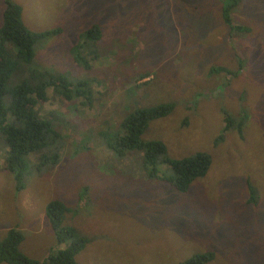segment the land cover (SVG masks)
<instances>
[{"label": "rangeland", "instance_id": "rangeland-1", "mask_svg": "<svg viewBox=\"0 0 264 264\" xmlns=\"http://www.w3.org/2000/svg\"><path fill=\"white\" fill-rule=\"evenodd\" d=\"M18 1L30 29L37 30L41 23L61 28L38 46L39 63L69 72L72 80L89 73L102 80L91 79L96 113L83 99L78 100L75 113L52 89L48 103L39 108L41 115L56 110L76 131L64 130L69 137L62 170L42 171L41 176L30 170L28 191L17 193L11 172L2 171L6 148L0 147V235L16 227L25 234L21 249L33 258H47L61 245L45 216V206L40 210L37 206L58 197L68 204L73 224L85 232L116 233V238L125 241L130 237L133 249L141 247L137 240H149L144 244L147 247L156 242L149 250L151 257L161 256L165 245L159 244L165 240L172 251L185 246L215 251L216 260L209 264H264V53L259 54L262 66L252 77L245 66L237 64L238 73L235 63L236 56L248 57L246 45L254 55L264 50V0H242L235 12L237 23H251L247 33L231 31L215 0L210 7L205 3L201 21L207 19L208 28L203 32L192 22L204 8L200 0H180L183 16L192 14L185 26L177 12L148 19L143 14L145 0ZM4 7L5 0H0V25ZM128 14L132 21L120 27L129 18L119 19V15ZM97 24L104 30L99 41L81 35ZM88 43L101 56L85 72L86 67L72 59V48L80 45L84 55L82 48ZM132 45L129 53L126 49ZM216 64L227 67L209 71ZM163 102L175 103L176 109L151 121L144 135L166 143L168 151L160 165H140L139 153L126 159L105 148L99 131L109 129L116 134L123 130L126 115ZM230 120L233 124L225 130ZM79 144L90 146L89 150ZM200 150L213 154V166L186 192L149 175L152 169L158 175L171 173L166 157L177 160ZM72 163L76 170L65 184L64 172ZM101 166L109 171L115 168V176ZM48 187L52 190L45 199ZM153 235L160 237L150 241ZM109 243L106 247L105 242L93 241L79 253V262L107 264L116 249L114 242ZM124 256L117 253L118 260H129Z\"/></svg>", "mask_w": 264, "mask_h": 264}, {"label": "trees", "instance_id": "trees-1", "mask_svg": "<svg viewBox=\"0 0 264 264\" xmlns=\"http://www.w3.org/2000/svg\"><path fill=\"white\" fill-rule=\"evenodd\" d=\"M187 1L193 2L194 0ZM213 1L200 0V4L205 9V3H209L210 7ZM215 1H217L216 5H221L222 18L231 31L247 33L250 30L251 24H241L233 20L242 0ZM143 5L146 13H142L145 16L148 15L146 16L148 19L157 20L165 17L174 9L185 26L192 15L183 16L184 7L180 0H173L171 4L163 0H145ZM23 10L24 8L18 0H5L0 25V147L6 148L4 169L9 170L13 175L17 191L25 188L27 172L32 170L37 173L50 164L60 161L62 157L60 151L67 144L69 137L67 133H64V130L70 129L76 132L73 127L69 128L71 121L68 125L64 117L56 110L46 113L47 116L46 114L41 115L39 108H43V105L48 103L51 97H49L48 90L52 89L56 96L69 102L75 113L79 99H83L82 103L89 105L91 112L96 113L94 103L91 104V97L95 93L92 80H102L95 75H93L94 78H91L90 73L87 77L81 74L72 80L69 72L61 71L55 65L49 68L39 63L40 61L37 60L38 46L45 44V39L56 32L58 33L61 28H48L49 30H47L43 29L44 27L39 28L37 25L35 27L37 30H32L28 27L30 23L26 22L28 19L23 16ZM120 17L129 18L120 27L133 19L129 14L119 15V19ZM40 25L45 26L46 24L41 23ZM146 26L150 27V23H146ZM252 30L253 28H251ZM103 33L102 27L97 24L87 28L81 35L88 41L97 42L103 37ZM154 40L156 39H151L150 42ZM78 47L80 45L72 48L74 53L72 59L79 65H84L85 72L91 71L96 64L95 61L99 60V56H101L99 49L95 50L90 43L85 44V47L82 48L85 52L83 55ZM133 48L132 45L129 50H126L131 53ZM247 48L254 53L251 47L246 45L248 57L245 58L243 54L236 56V69L240 73L238 65L245 66L252 77L262 66L259 64L258 56L260 53H264V50L260 49L254 55ZM224 68L225 65H218L214 67V71L218 72ZM174 108L175 103L172 102H163L149 108H138L124 117L122 131L115 134L111 133L109 129L101 130L99 131L100 137L106 148L118 154L120 158L129 159V155L136 152L139 153L138 164L157 167L160 165L161 158L165 157L168 151L167 145L161 140L145 139L144 135L151 121L164 117ZM231 124H233V120H230L226 129ZM88 139L97 140L96 138ZM212 158L213 155L209 151H199L177 160L166 157L165 160L170 164L171 173L158 175L156 170L152 169L149 175L176 187L179 191L186 192L193 181L203 178L209 173L213 166ZM109 173L115 176V168ZM70 212V208L61 199L52 200L46 205L45 216L61 247L42 260L27 255L21 249L25 234L20 229L13 227L7 231L6 236L0 235V264H81L78 260L79 253L93 241L105 242L106 247H109V242L115 243L116 249L111 251L115 255L107 264H209L217 257L215 251L201 250L196 246L194 248L185 246L172 251L168 249L165 240L159 244L165 245V251L161 256L151 257L149 250L156 246V242L147 247L144 244L149 240H137L141 247L133 249L129 246L132 239L130 237L125 241L120 236L116 238V233L111 235L110 233L85 232L73 224L69 218ZM159 237V235H153L150 241L157 240ZM144 249L143 253L136 252ZM117 253L123 254V256L126 253L129 260H118Z\"/></svg>", "mask_w": 264, "mask_h": 264}, {"label": "clouds", "instance_id": "clouds-1", "mask_svg": "<svg viewBox=\"0 0 264 264\" xmlns=\"http://www.w3.org/2000/svg\"><path fill=\"white\" fill-rule=\"evenodd\" d=\"M115 2H121V0H114ZM127 0H124L123 2H126ZM163 1H165L166 2V0H163ZM19 2V1H18ZM167 3V2H166ZM21 4V3H20ZM23 6V5H22ZM24 8V7H23ZM203 10H204V8H200V11H199V13L202 15V13H203ZM142 12H144L143 10H142ZM23 13H25V10H23ZM146 13V12H145ZM23 16H24V14H23ZM207 17V16H206ZM189 22V21H188ZM187 22V23H188ZM40 25V24H39ZM195 25V27H196V29H199V30H201L202 31V29H204V31L208 28V25H202V24H198V23H195L194 24ZM44 27V29H47V30H49V29H55V28H53V27H48V26H43ZM47 27V28H46ZM202 28V29H200V28ZM49 28V29H48ZM43 30V29H42ZM203 32V31H202ZM246 38V37H245ZM209 46H211V45H209ZM218 65H222V64H216V65H214V66H212L211 67V69L209 70V71H211V72H216V71H214V67L215 66H218ZM227 66L225 65V68H226ZM224 68V69H225ZM176 109V107L173 109V110H175ZM228 125V124H227ZM227 125H226V127H227ZM226 127H225V129H226ZM62 130V129H61ZM226 130H228V129H226ZM63 131V130H62ZM67 144H68V138H67ZM67 144L65 145V146H63V149H62V151H60L61 152V159H60V161L58 162V163H56V164H50V166H48L47 168H45V169H43V170H40V171H38L37 172V174L39 175V176H41L42 175V171H45V173H47V172H49V170L50 169H59V170H62V169H60L59 167H60V165H61V163H62V161H63V159H64V156H63V150L64 149H66L67 148ZM103 144H104V146H105V143H104V141H103ZM83 149H85V150H89V147L90 146H84V145H82V144H79ZM79 146V147H80ZM105 148H106V146H105ZM107 149V148H106ZM107 150H109V149H107ZM111 151V150H110ZM200 151H205V150H200ZM85 153V152H84ZM211 153V152H210ZM81 154V153H80ZM212 154V153H211ZM213 155V154H212ZM5 156H6V153L5 152H2V158H3V161L5 162ZM92 159H94V158H92ZM213 160H214V157L212 158ZM3 162V163H4ZM5 164V163H4ZM4 164H3V167H2V171H5V169H4ZM83 164H85V165H88L89 164V161L87 162V163H85L84 161H83ZM82 166V165H81ZM81 166H79V167H81ZM102 171H104V172H109V170H107V168H105L104 166H101V168H100ZM76 170V164L75 163H72L70 166H69V170L67 171V172H64V174H66L67 175V177H68V179H67V181L65 182V184H67V183H70V181H71V178L73 177V172ZM13 176V175H12ZM60 181L62 182L63 181V179H62V177H60ZM17 188V187H16ZM49 190H52V188H47L46 189V191H45V193L43 194V198H48L50 195L48 194V191ZM16 191H17V189H16ZM26 191H28L27 189H26V186H25V188L23 189V190H20V191H17V193H22V192H26ZM82 191H83V194L86 192V188H83L82 189ZM32 195H36L35 193H33L32 191H29ZM55 199H61L65 204H67L66 203V201L64 200V199H62V198H58V197H53V198H50V199H48V200H45V202L44 203H42V204H40V205H38L37 206V209L38 210H40V209H42V208H44V206H45V208H46V205L48 204V202H51L52 200H55ZM39 200H43L42 198H40ZM67 206H68V204H67ZM69 207V206H68ZM44 208V209H45ZM44 212H45V210H44ZM46 214V213H45Z\"/></svg>", "mask_w": 264, "mask_h": 264}, {"label": "water", "instance_id": "water-1", "mask_svg": "<svg viewBox=\"0 0 264 264\" xmlns=\"http://www.w3.org/2000/svg\"><path fill=\"white\" fill-rule=\"evenodd\" d=\"M194 24L195 23H198V24H202V25H208V21H207V19H204V23H202V21H201V14L200 13H198V14H196L195 15V19L192 21ZM245 24H247L246 22H245ZM249 24H251V23H249ZM248 25V24H247ZM200 28V27H199ZM200 29H202V28H200ZM202 31H204V29H202Z\"/></svg>", "mask_w": 264, "mask_h": 264}, {"label": "flooded vegetation", "instance_id": "flooded-vegetation-1", "mask_svg": "<svg viewBox=\"0 0 264 264\" xmlns=\"http://www.w3.org/2000/svg\"><path fill=\"white\" fill-rule=\"evenodd\" d=\"M172 12H177V11L173 9V11H172Z\"/></svg>", "mask_w": 264, "mask_h": 264}]
</instances>
